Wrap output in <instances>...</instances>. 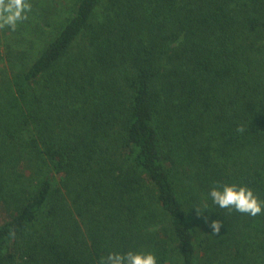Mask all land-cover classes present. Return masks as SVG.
<instances>
[{"label":"trees","instance_id":"1","mask_svg":"<svg viewBox=\"0 0 264 264\" xmlns=\"http://www.w3.org/2000/svg\"><path fill=\"white\" fill-rule=\"evenodd\" d=\"M30 3L0 29V264H264V214L208 195L264 201V0Z\"/></svg>","mask_w":264,"mask_h":264},{"label":"clouds","instance_id":"2","mask_svg":"<svg viewBox=\"0 0 264 264\" xmlns=\"http://www.w3.org/2000/svg\"><path fill=\"white\" fill-rule=\"evenodd\" d=\"M32 5L30 0H0V29L5 27L15 31L17 25L28 18ZM244 128L238 127L237 132ZM208 195L212 202L221 209L235 210L252 217L264 214V201H261L246 185H217ZM197 215L203 210L195 208ZM213 234H218L222 227L220 220H213L209 225ZM14 235V232L12 233ZM99 264H157L156 256L151 252H109L99 260Z\"/></svg>","mask_w":264,"mask_h":264}]
</instances>
